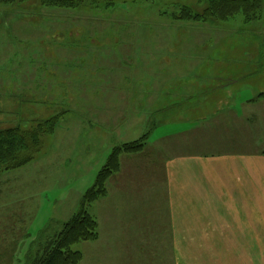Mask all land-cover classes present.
Here are the masks:
<instances>
[{
  "label": "rangeland",
  "instance_id": "rangeland-1",
  "mask_svg": "<svg viewBox=\"0 0 264 264\" xmlns=\"http://www.w3.org/2000/svg\"><path fill=\"white\" fill-rule=\"evenodd\" d=\"M259 1L261 11L248 21L244 14L228 19L212 15L197 20L177 17L182 7L202 16L210 0H82L81 6L74 8L47 5L40 0L0 2V129H29L58 115L55 129L43 136L41 150L32 161L0 172V264H31L40 248L78 212L83 194L95 182L113 147L144 133H148V142L158 136L153 119L135 126L131 121L132 127L125 133L121 127L117 130L110 126L104 114L97 121L89 105L80 104L76 95L69 94L77 90L85 98L91 90L86 81L95 80L96 75L65 66L67 61L78 64L82 60L75 48L86 41L76 38L90 32L108 33L113 45L108 57L127 67L177 66L182 80L191 81L195 76L203 82L210 77L214 86H228L232 83L225 77L228 72L236 80V87L242 88V98L249 99L264 91V0ZM46 48H51V57L43 56L42 49ZM66 48L71 54L68 58L56 52ZM156 74L161 73H141V79L149 80ZM25 81L39 84L29 87ZM80 84L81 89H76ZM213 102L212 112L219 106L227 108ZM254 105L256 109L262 107L260 102ZM193 120L196 123L182 121L174 126L180 130L206 123L195 116ZM256 120V126L254 119L251 122L256 131L244 138L253 148L264 150V124L260 123L264 120ZM148 142L138 152L119 156L118 169L106 179V193L85 206L96 220L98 237L72 244L71 248L81 253L77 264H187L188 260L203 264L213 260L217 249H194L193 259L188 258L187 249L174 248L173 261L172 249L154 247L148 234L143 243L116 228L113 233L107 226L110 187L121 191L120 196L125 187L124 196H132L135 210L128 209L129 214L142 210L139 203L143 201H138V195L143 186L147 194L150 192V176V186L159 191L156 184L163 179L165 155ZM223 146L207 148L221 150ZM239 146L245 149L246 145ZM124 154L137 156L133 160L124 158L123 164ZM161 207L163 215L166 206ZM112 208L124 211L120 201ZM257 251L252 253V264H264V249Z\"/></svg>",
  "mask_w": 264,
  "mask_h": 264
},
{
  "label": "crops",
  "instance_id": "crops-1",
  "mask_svg": "<svg viewBox=\"0 0 264 264\" xmlns=\"http://www.w3.org/2000/svg\"><path fill=\"white\" fill-rule=\"evenodd\" d=\"M89 34L76 38L86 41L83 47L75 48L82 60L78 64L67 61L65 66L76 71H91L96 74L95 80L86 81L90 82L91 90L85 98L78 95L77 90L69 94L76 95L80 104L89 105L97 121L104 114L110 126L117 130L121 127L125 133L132 125L151 123L153 119L158 136L153 141L147 140V144L159 147L156 152L165 155L163 179L156 184L159 191L150 186L153 181L150 176L147 180L150 192L147 194L143 186L138 195V201H143L139 203L142 209L139 214L128 213V209H135L132 196H124L125 187H122L121 196V191L109 188L110 223L107 226L110 231L114 233L116 228L123 235L130 234L134 241L138 239L143 243L148 234L154 247L172 249L173 261L174 248L187 249L188 258H193L194 249H217L213 252V260L203 264H252V253L264 249V150L253 148L251 141L244 137L256 131L257 118L264 120V91L243 99L242 88L236 87V80L228 72L225 77L232 83L214 86L210 77L203 82L195 76L191 81L182 80L177 66L127 67L108 57L113 46L109 43L110 34ZM42 52L43 56L51 57V48L42 49ZM56 52L64 58L71 55L68 48ZM87 63L91 65L90 70ZM176 67L178 70H174ZM141 73L161 74L147 80L141 79ZM136 74L140 76L135 77ZM25 82L28 85L30 81ZM2 83L0 80V87ZM35 84L39 83H29V87ZM55 86L53 82L52 87ZM81 86L75 88L79 90ZM260 96L262 100H258ZM212 100L227 108L219 106L212 112ZM259 102L262 107L256 109L254 104ZM194 116L206 123L180 130L174 126L182 121L194 122ZM243 143L245 149L239 146ZM214 144L224 146L221 150L207 148ZM127 155L122 156V163L124 158L133 160L137 156ZM119 201L124 211L112 208ZM161 204L166 206L163 215ZM187 264H191L190 260Z\"/></svg>",
  "mask_w": 264,
  "mask_h": 264
},
{
  "label": "trees",
  "instance_id": "trees-1",
  "mask_svg": "<svg viewBox=\"0 0 264 264\" xmlns=\"http://www.w3.org/2000/svg\"><path fill=\"white\" fill-rule=\"evenodd\" d=\"M21 1L24 0H0L1 3ZM40 1L43 4L65 8L79 7L82 2V0ZM259 3V0H210L208 7L201 13L202 16L189 8L182 7L177 17L184 20H197L204 18L205 15H212L215 18L228 19L236 14H244L248 21L257 18V13L261 11ZM57 120L58 115L40 121L29 129H22L19 126L0 129V172L19 168L32 161L41 150L43 136L53 132ZM147 136L148 133H145L137 140L113 147L105 164L98 171L95 182L83 194L78 212L40 248V252L34 256L31 264H77L81 260V253L73 250L72 244L98 237L96 220L85 211V206L106 193V179L118 169L119 156L122 153H135L142 150Z\"/></svg>",
  "mask_w": 264,
  "mask_h": 264
}]
</instances>
